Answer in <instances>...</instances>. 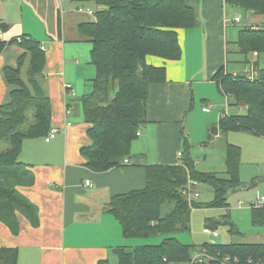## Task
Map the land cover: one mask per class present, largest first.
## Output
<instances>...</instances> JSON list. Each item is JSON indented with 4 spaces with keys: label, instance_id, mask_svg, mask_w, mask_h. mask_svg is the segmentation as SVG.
Listing matches in <instances>:
<instances>
[{
    "label": "trees",
    "instance_id": "16d2710c",
    "mask_svg": "<svg viewBox=\"0 0 264 264\" xmlns=\"http://www.w3.org/2000/svg\"><path fill=\"white\" fill-rule=\"evenodd\" d=\"M76 3L94 2L98 9L96 20L82 24L80 30L92 43L91 63L97 73L93 91L80 98L85 122L89 125V146L81 149L86 166L95 172H106L119 165L122 158H129L138 133L148 124L147 104L150 86L166 82L164 67L147 64L148 56L165 60H179L182 48L178 29L196 26V12L186 0H71ZM228 7H235L246 17H264V0H225ZM8 25L0 23V31ZM61 33V18H59ZM238 52L245 57L257 52L264 54V26L245 25L240 29ZM10 45H18L23 54L18 66L5 67L4 76L14 87L10 101L0 106V221L13 235L20 233L19 216L25 217L33 227L40 225L38 207L19 190L31 186L34 178L21 162L26 140L46 138L52 129V104L38 84L37 75L46 66V54L40 42L23 37L22 40L0 39V56ZM28 84L21 78L27 58ZM256 68L258 77L250 81L244 75L235 78L223 66L215 79L221 90L234 99V108L246 107L244 114L234 113L220 121V131L247 132L264 137V68ZM218 128L210 132V139ZM183 157L176 165H151L147 167V185L110 199L106 210L121 224L126 239L164 236L158 245H140L114 250L118 264H170L187 261L199 247L219 253L248 258L264 256V245H234L204 243L201 246L184 244L174 234L189 232L194 208L227 207L229 195L255 186L260 177L248 185L240 175L241 148L227 144L226 176L205 173L196 169L192 145L182 136ZM29 178V183L26 179ZM261 179V178H260ZM189 181L208 185L214 198L209 203L190 206L184 190ZM229 217V216H228ZM253 222L264 225V208L253 209ZM221 224H231L228 219H206V227L216 230ZM234 231L233 225L231 226ZM17 248L1 247L0 264H18ZM99 264H110L101 261Z\"/></svg>",
    "mask_w": 264,
    "mask_h": 264
},
{
    "label": "crops",
    "instance_id": "0c3cea01",
    "mask_svg": "<svg viewBox=\"0 0 264 264\" xmlns=\"http://www.w3.org/2000/svg\"><path fill=\"white\" fill-rule=\"evenodd\" d=\"M186 2L196 12V26L178 29L182 57L179 60L147 57L148 65L165 68L167 80L150 86L148 124L140 129V135L132 145L131 156L122 158L119 165L106 172H95L86 166L81 155V149L89 146L91 141L80 98L92 93L97 70L91 63L92 43L80 27L96 20L94 12L98 6L94 8L89 3L71 0H0V23L8 25L7 30L1 32L0 39L9 42L23 37L32 38L40 42L46 54V66L37 75V81L51 100L52 128L59 131L50 143L44 138L28 139L24 143L20 158L27 156L24 163L34 173L35 179L31 186H23L19 190L38 207L40 225L35 228L25 217L19 216L20 233L13 235L0 221V248H17L18 264L110 262L112 257H116L114 250L126 245L120 222L106 210L110 199L145 188L148 166L180 164L182 158L178 154L183 151L185 122L200 104L203 112L206 106H213L210 112H204L213 114L206 116L204 123L208 141L213 128H218L215 138L221 137L220 121L225 113L234 115L229 111L234 99L221 90L215 76L223 66L229 72V38L230 35L235 36V33L231 34L230 26L235 25L233 21L237 17H240L237 23L243 22L242 12L228 7L225 0ZM232 11L236 13L235 19ZM251 17L253 15L247 17L245 25L257 26L249 24ZM238 50L235 51L237 55ZM22 54L23 49L18 45H10L0 56V106L10 101L14 89L7 82L4 69L8 66L16 68ZM253 56L255 60H249L248 56V62L244 57L239 62L245 65L243 71H234V74L247 75L253 68L257 70V64L264 68V56L261 58L257 52ZM29 63L28 57L21 70V78L27 84ZM230 99L233 100L231 104ZM227 104H230L229 108ZM245 112L246 108L242 114ZM236 113L240 114L239 110ZM233 132L236 131L224 134L229 137L225 148L227 144L236 145L230 140ZM248 135L254 144L250 162L257 165L259 153L264 154V137ZM29 141L32 143L26 148ZM260 174L257 173L256 178ZM201 186L195 187L199 193L197 203ZM254 208L251 209L252 214ZM209 219L217 220L215 217ZM252 223L258 230L247 233L246 237L232 223L240 237L223 244L264 245V225L254 224L253 217ZM205 229L210 235L208 230L217 231ZM212 236L219 238L220 234ZM204 243L219 244L215 241Z\"/></svg>",
    "mask_w": 264,
    "mask_h": 264
},
{
    "label": "rangeland",
    "instance_id": "374dc122",
    "mask_svg": "<svg viewBox=\"0 0 264 264\" xmlns=\"http://www.w3.org/2000/svg\"><path fill=\"white\" fill-rule=\"evenodd\" d=\"M90 7H97V4L94 2H87ZM233 12V11H232ZM236 15L233 12V16ZM241 17H243L242 23L232 24L230 27L231 34L229 38V52H228V70L233 73L234 71L241 73L244 69V64H239V62L244 58L243 55L239 56L235 53L238 50V36L240 29L245 26L247 22V17L244 13H240ZM235 19V16L233 17ZM235 22V20L233 21ZM250 25H261L264 26V17H256L253 15L248 20ZM258 54V53H257ZM249 60H255L253 53L248 55ZM247 56V57H248ZM264 54H261V58ZM237 60V61H236ZM230 104L233 102L230 99ZM224 104V103H223ZM221 104V105H223ZM239 108H234L232 105L230 106V113L233 114L237 112ZM213 114H206L202 111V105L194 108L191 111L189 119L186 120V131L184 132V136H186L190 143L194 145V149L192 150V157L194 160L200 161L198 164L196 162V169L201 172H216L220 176L224 177L227 173V165H226V148L225 144L229 141V137L224 134L219 138H215V136L208 141V132L206 127L204 129V123L206 122V116H212ZM228 134V133H227ZM230 140L235 141L234 144L238 145L241 148V163H240V175L241 180L245 184H249L253 179L256 178V174H260V178L253 187L244 188L229 195L228 206L224 208H213V207H200L194 208L191 213L190 226L191 230L189 232H177L174 234L179 241L184 244L201 246L204 242L215 241L216 243L223 244L229 243L238 237V232L243 234L246 237L247 233H252L255 230H258L255 226L253 227L252 223V207L255 204L257 198H259L262 194H264V154L259 153L257 165H253L251 161L252 154L251 151L254 147V144L251 142V136L246 134L245 132H233L230 133ZM205 142H208L205 145ZM32 142H26L28 148ZM6 148L5 143H0V150ZM27 154V153H26ZM21 162L25 165V161L27 160V156L24 155L23 158L20 159ZM26 166V165H25ZM29 176L34 178V173L29 171ZM259 176V175H258ZM257 176V177H258ZM35 179V178H34ZM34 181V180H33ZM26 183H29V178L26 179ZM262 187V189H261ZM214 198L213 189L208 185L201 186V194L198 199V202L201 204L207 203ZM253 202V203H252ZM242 205V206H241ZM229 216V217H228ZM215 217L217 220L228 219L232 221V223L238 229L232 230L231 224H221L218 226L217 231L220 234L219 238H215L210 234L206 233V223L205 220L207 218ZM164 236H154L150 238H133V239H125L126 245L124 247L131 249L140 245H158L163 241ZM111 264H118L117 258L112 257L110 260Z\"/></svg>",
    "mask_w": 264,
    "mask_h": 264
},
{
    "label": "built area",
    "instance_id": "2783aa9c",
    "mask_svg": "<svg viewBox=\"0 0 264 264\" xmlns=\"http://www.w3.org/2000/svg\"><path fill=\"white\" fill-rule=\"evenodd\" d=\"M88 12L89 14H93V11L91 10H88ZM235 22H240V17H237L235 19ZM0 35H1V31H0ZM225 72L231 73V72H228L227 70ZM231 74L234 75L235 78L240 76L238 74H234V72ZM258 74H259L258 70L253 68L250 73L244 76L246 77V79L253 81L258 77ZM228 106H230V104H227V108H229ZM212 108L213 106L210 105V106H206L203 110L204 112H210ZM245 108L246 107H240L239 113L242 114ZM225 115L227 116L228 114L225 113ZM58 133L59 131L57 128H52L49 134L46 136L45 141L47 143H50L57 137ZM138 135H140V133H138ZM178 155L180 158L183 157L182 152H179ZM126 163H128V160H126ZM87 185H89V182H87ZM196 186H198L197 183L189 181V184L184 190V194L187 196L190 206H193L192 204L197 200L199 196V193L195 190ZM254 207L264 208V196H261L260 198H258L257 202L254 204ZM208 232H210L214 236H218L217 231L212 232L208 230ZM170 264H264V256L259 257V258H248L245 262H243L242 259L237 255H233L230 253L221 254L219 252L210 250L207 247H200L198 248V250H196L193 253V255L191 256L189 260L181 261V262H172Z\"/></svg>",
    "mask_w": 264,
    "mask_h": 264
}]
</instances>
